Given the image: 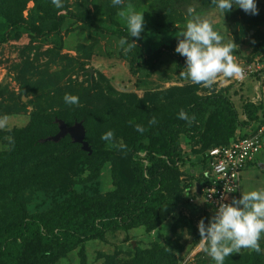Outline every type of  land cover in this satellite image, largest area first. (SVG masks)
Returning a JSON list of instances; mask_svg holds the SVG:
<instances>
[{
  "label": "trees",
  "instance_id": "obj_1",
  "mask_svg": "<svg viewBox=\"0 0 264 264\" xmlns=\"http://www.w3.org/2000/svg\"><path fill=\"white\" fill-rule=\"evenodd\" d=\"M69 1L61 0L63 7L58 8L52 0H0V44L7 42L12 31L17 32L18 29H24L35 37L60 35L68 19L81 22V30L86 28V23L91 22L90 11L77 16L71 13ZM29 2L33 6L27 10ZM105 3L106 6L113 5V0H105ZM197 5L203 8L215 6L212 0L152 1L153 22L158 28L169 30L183 22L189 16V8L194 9L193 6ZM118 6L121 7L114 5L115 10L109 7L107 15L115 16ZM26 10L28 14L24 17ZM89 27L95 28L91 23ZM96 30L101 31L98 27ZM103 33L114 36L118 41L126 38L123 31L117 29ZM133 38L126 39L134 42ZM124 47L119 45L116 57L126 62L131 76L137 80H142L143 76L148 79L160 72V67L169 64L177 76L176 82L181 85L155 88L153 92H144L142 97L135 93L118 92L110 86L106 87V94L100 96L99 93L90 94L89 89L69 85L65 87V94L77 96L79 103L68 104L60 99L57 88L55 94L53 89L35 88L32 78L37 73L33 66H28L30 81H24L20 87L22 92H41L39 103L29 115V125L18 135L6 139V133L0 130V144L5 145L0 151V264H56L87 242L101 239L107 233L131 230H139L143 234L152 232L179 203L180 166L203 164L208 167L210 149L252 137L264 125L261 99L244 101L241 114L245 119L240 118L227 90L216 89L211 93V89L216 87L214 84L204 87L180 75L187 67L186 58L175 51H157L151 60L144 55L141 46L137 45L127 54ZM62 48L63 43L62 47L58 46V49ZM91 50L93 52L94 49H90V53ZM263 52L264 35L255 44L251 57L260 56ZM46 53H53V49ZM94 55L102 56L95 51L91 56ZM94 73L100 82L106 77L95 69ZM86 75L91 83L95 81L93 75ZM247 78L259 83L260 87L264 86V67L255 74L249 73L244 80ZM163 81H166L164 77ZM97 84L95 82L94 86L99 87ZM204 90L206 93L202 95ZM3 95L0 87V117L23 106L19 97L14 95L6 98L9 101L5 105L1 100L5 99ZM181 111L189 117L188 120L179 118ZM57 119L67 126L82 122L85 140L92 151L90 155L82 151L79 144L73 143L69 136L58 142L44 140L58 132ZM153 120L155 123H151ZM137 125L142 126L144 131H137ZM242 129L246 130L242 133ZM108 131L113 132V139H101ZM118 139H121V145ZM182 139L188 140L187 148H184ZM261 141L264 144V135ZM262 149L245 169L255 166ZM105 162L113 166L114 185L121 186L122 194L118 198H96L94 193L71 191L66 192L64 199L48 211L28 214L25 207L8 201L6 197L8 190L16 186L12 182L19 183L31 172L38 171L41 177L47 179L54 174L58 178L66 171H76L80 177L90 172L94 178ZM196 180V184L202 187L205 180L202 170ZM153 246L157 245L144 250L136 249L132 258L125 259L119 253L104 255L102 264H176V254L184 250L183 244L167 248ZM253 255L250 264H261L259 254ZM232 262L239 264V259L234 257ZM244 264H248L247 260Z\"/></svg>",
  "mask_w": 264,
  "mask_h": 264
},
{
  "label": "rangeland",
  "instance_id": "obj_2",
  "mask_svg": "<svg viewBox=\"0 0 264 264\" xmlns=\"http://www.w3.org/2000/svg\"><path fill=\"white\" fill-rule=\"evenodd\" d=\"M152 1L156 0H123L120 5L123 8L118 6V12L114 16L107 15L109 7L115 10L114 4L106 6L105 0H70L68 7L71 13H76L78 16L86 15L87 10L90 11L91 22L86 23L88 25L86 28L83 27L81 30V27H79L81 22L68 19L60 35L50 34L45 37H35L24 29H18L17 32L12 31L9 40L0 44V87L3 89V97L5 98H1V100L2 103L4 101V104L7 105L9 100L6 98H11L14 95V97H19L23 106L20 105L18 109H13L11 113L6 115L10 118L8 127L0 129L6 133V139L18 135L22 129L29 125V115L34 110L35 105L39 103L38 99L41 97L39 91L22 92L21 90L20 84H23L24 81H30V74L29 76L27 74L29 65L33 66L34 71L37 73V76L32 78V81L36 83L34 87L47 88V90L53 89L54 94L57 88L60 90L61 100H64L65 87L69 85L89 89L90 94L99 93L100 96L106 94V87L110 86L118 92L135 93L138 97H142L144 92H153L152 89L180 84L176 82L177 76L173 73L169 64L160 67V72L158 71L151 77H147L148 79L143 76L142 80H137L129 73L127 64L116 57L115 51L119 49V41L114 36L103 33L106 30L115 31L117 29V31H123L126 38H131L126 20L119 15V12L122 9L125 10L128 5H132L136 12L144 15V31L139 38H133L134 42L142 47L144 55L153 60L157 51H175L178 45V37L180 33L186 30V22L191 17L186 16L183 22L175 24L169 30L160 29L153 22ZM256 4L258 9L256 15L246 13L243 9L237 8L235 4L229 12H221L216 6L209 8L198 5L193 6L195 7L194 15L210 19L214 30L223 37L224 43H234L236 45L232 52L235 62L241 68L249 67L254 74L264 67V52L260 56L251 57L255 44L264 35V0H256ZM32 6L33 3L29 2L26 9L29 10ZM27 10L23 13L24 17H27ZM90 23L95 28H90ZM96 27L101 31H97ZM62 43L63 48L58 49V46L61 45L62 47ZM50 49H53V53H46ZM90 49H94L93 52L91 50L90 53ZM94 51L100 52L105 58L96 59V55L92 57ZM57 52L58 56L55 57ZM89 53L91 55L87 58ZM61 57H63L62 60ZM53 58H55V61ZM94 69L101 73L102 71L105 74L107 73L102 82L96 79L95 73L91 74L89 72V70L94 71ZM88 73L94 76L95 81L93 83L88 79L86 75ZM112 76L114 78L109 79ZM163 77L166 79L165 82ZM220 80L223 83L227 82L223 78H220ZM227 80L229 84L224 89L227 90L228 94L230 90L232 93L233 90L240 87L244 88L248 81L246 79L240 82L236 78H228ZM221 81L218 79L214 85L220 87ZM95 82L98 83L99 87L94 86ZM257 84L256 82L253 83V86L249 89V94L244 93L241 98L236 95H239V92L230 96L242 119H245V116L241 114L242 103L252 96V101H258L260 98L257 97V94L260 93L261 97L264 95V91L260 87L259 92L253 90V87ZM240 91L243 92L244 90ZM205 93V90L201 92L202 95ZM69 111L73 114L70 109ZM245 130L242 129V133ZM187 141L182 139L184 148L189 145ZM117 142L121 145V139H118ZM4 147L5 145L1 143L0 151ZM262 147V152L258 156L255 166L244 168L245 170L243 169L241 173L237 199L242 198L243 192L264 189V144H262ZM203 167V164L193 167L189 165L179 167V203L176 209L165 216L158 228L152 232L143 234L139 230L113 231L107 233L101 239L87 242L56 264H102V257L113 253H119V256L125 259L132 258V253L136 249H149L153 244L157 245L153 246L156 248L182 246L183 244L184 250L176 254V264H216L207 252L199 246L201 240L198 229L199 222L204 219L207 228L213 217L209 205L202 196L201 187H199V184L197 187L196 184V179H198L201 170L204 174L208 169L206 165ZM112 169V164L105 162L94 178L90 172H85L80 177V173L76 171H66L58 175V178L57 174H54L50 179L41 177L38 171L31 172L22 178L19 183L12 182L16 186L14 185L15 188L12 187L8 190L6 197L8 201H15L25 207L28 214H40L48 211L64 199L66 192L71 191L94 193L97 195L96 198L98 196L118 198L122 194L121 186L118 188L114 185ZM17 187L20 189L17 190ZM259 243L260 247L264 246V233L261 234ZM254 253L256 252L251 249H241L239 253H233L225 257L224 264H233L232 259L234 257L239 259V264H244L246 260L250 264V261L254 259ZM258 254V260L261 264H264V247L261 248V252ZM249 257H251L250 260Z\"/></svg>",
  "mask_w": 264,
  "mask_h": 264
},
{
  "label": "clouds",
  "instance_id": "obj_3",
  "mask_svg": "<svg viewBox=\"0 0 264 264\" xmlns=\"http://www.w3.org/2000/svg\"><path fill=\"white\" fill-rule=\"evenodd\" d=\"M62 8L61 0H52ZM123 0H113L114 5H121ZM221 12L231 11L235 4L246 13L258 14L256 0H212ZM190 19L186 22V30L180 33L175 52L186 58V69L180 73L193 84L211 87L220 78H240L243 69L235 62L232 55L234 43H224L223 37L215 31L208 18L194 15V9L188 10ZM119 15L126 20L131 37L139 38L144 31V15L136 12L132 5H128ZM125 54L137 46L131 40L121 38ZM64 100L68 104H78L79 98L65 94ZM180 119L189 117L181 111ZM192 119H195L193 117ZM10 118L0 117V129L8 127ZM155 123V120L151 121ZM137 131L143 132L142 126L137 125ZM113 132L108 131L101 139L110 141ZM10 139V138H9ZM243 207H240V206ZM201 240L199 246L216 262L224 264L225 257L239 253L241 249H251L261 252L260 239L264 233V189L242 193V198H233L231 203H220L210 225L206 228L204 219L198 225Z\"/></svg>",
  "mask_w": 264,
  "mask_h": 264
},
{
  "label": "built area",
  "instance_id": "obj_4",
  "mask_svg": "<svg viewBox=\"0 0 264 264\" xmlns=\"http://www.w3.org/2000/svg\"><path fill=\"white\" fill-rule=\"evenodd\" d=\"M242 69L243 75L236 78L237 81L244 80L252 72L249 67ZM263 135L264 125L252 137L237 139L227 146L208 151L210 160L201 192L213 216L220 203H231L233 198L237 199L241 173L262 148Z\"/></svg>",
  "mask_w": 264,
  "mask_h": 264
},
{
  "label": "water",
  "instance_id": "obj_5",
  "mask_svg": "<svg viewBox=\"0 0 264 264\" xmlns=\"http://www.w3.org/2000/svg\"><path fill=\"white\" fill-rule=\"evenodd\" d=\"M91 74L94 73L93 70H89ZM216 92V89H211V93ZM58 125V132L46 138V141H52V142H58L60 139L64 138L65 136H69L71 138V141L73 143L79 144L82 151H85L88 153V155L91 154V148L88 144V142L85 140V128L82 124V122H75L71 126H67L64 121L57 119L55 121ZM198 187V184H197Z\"/></svg>",
  "mask_w": 264,
  "mask_h": 264
},
{
  "label": "crops",
  "instance_id": "obj_6",
  "mask_svg": "<svg viewBox=\"0 0 264 264\" xmlns=\"http://www.w3.org/2000/svg\"><path fill=\"white\" fill-rule=\"evenodd\" d=\"M94 57V56H93ZM95 58L96 59H101V58H105V57H103V56H95ZM107 60V59H106ZM123 61V60H122ZM124 62V61H123ZM126 63V62H125ZM104 71H102V73H103ZM105 76H107V73L105 74V73H103ZM109 78H114V76H112V77H109ZM222 79V78H221ZM224 79V78H223ZM228 79V78H227ZM227 79H224V80H226L227 82L226 83H223V81H221L220 79H219V81H221V83L219 84V86L220 87H216L215 89H224L225 87H227L228 86V80ZM248 79V81L246 82V86L244 87V88H242V87H240V88H238V89H236V90H233V92L231 93V90L229 91V96H231V95H234L236 92H239V95L238 94H236L237 95V97H242L243 96V94L244 93H247V94H249V89H250V87L251 86H253V83L255 84V81L253 80V79H251V78H247ZM235 88L237 87L236 85L234 86ZM259 87H260V85H259V83L256 85V86H254L253 87V90H255V91H257V92H259ZM263 91H264V86H262V87H260ZM240 90H244L243 92L242 91H240ZM263 91H261V93H263ZM240 93H241V95H240ZM260 94V93H259ZM259 94H257V97H259L261 100H262V98H263V104H264V95H263V97H261V95H259ZM264 94V93H263ZM252 98H253V96L252 97H250V100L252 101ZM249 170H250V168H249ZM251 170H253L252 168H251ZM241 189H242V182H241ZM241 193V192H240Z\"/></svg>",
  "mask_w": 264,
  "mask_h": 264
}]
</instances>
